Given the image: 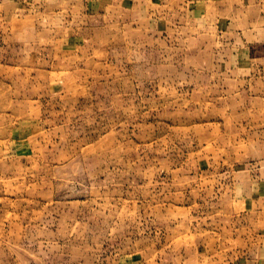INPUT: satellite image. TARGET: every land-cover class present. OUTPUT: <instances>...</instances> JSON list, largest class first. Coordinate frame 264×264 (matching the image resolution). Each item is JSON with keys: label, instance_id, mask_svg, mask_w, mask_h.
<instances>
[{"label": "rangeland", "instance_id": "obj_1", "mask_svg": "<svg viewBox=\"0 0 264 264\" xmlns=\"http://www.w3.org/2000/svg\"><path fill=\"white\" fill-rule=\"evenodd\" d=\"M0 264H264V0H0Z\"/></svg>", "mask_w": 264, "mask_h": 264}, {"label": "bare ground", "instance_id": "obj_2", "mask_svg": "<svg viewBox=\"0 0 264 264\" xmlns=\"http://www.w3.org/2000/svg\"><path fill=\"white\" fill-rule=\"evenodd\" d=\"M12 88V87H11ZM21 88V87H20ZM20 91V90H19ZM19 95V94H18ZM21 95V94H20ZM13 96V95H12ZM11 99V98H10ZM13 99V98H12Z\"/></svg>", "mask_w": 264, "mask_h": 264}]
</instances>
